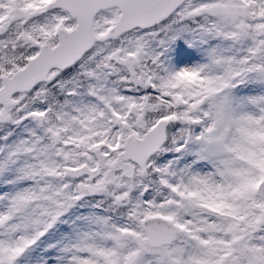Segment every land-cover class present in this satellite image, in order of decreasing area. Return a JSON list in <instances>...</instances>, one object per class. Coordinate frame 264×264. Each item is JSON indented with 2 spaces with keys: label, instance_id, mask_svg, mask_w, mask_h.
Here are the masks:
<instances>
[{
  "label": "snow or ice",
  "instance_id": "snow-or-ice-1",
  "mask_svg": "<svg viewBox=\"0 0 264 264\" xmlns=\"http://www.w3.org/2000/svg\"><path fill=\"white\" fill-rule=\"evenodd\" d=\"M0 129V264H264V0H0Z\"/></svg>",
  "mask_w": 264,
  "mask_h": 264
},
{
  "label": "rangeland",
  "instance_id": "rangeland-1",
  "mask_svg": "<svg viewBox=\"0 0 264 264\" xmlns=\"http://www.w3.org/2000/svg\"><path fill=\"white\" fill-rule=\"evenodd\" d=\"M7 131L8 129H0V136L5 135ZM25 135L26 132L18 128L13 137L10 138V142L14 139H22ZM15 179V172L0 174V195L13 192L17 188L25 186L24 184H16ZM10 181L12 183H9ZM81 202L69 209L61 220L37 242L33 255L38 254L43 258L45 264L48 260L53 261L54 264H66L67 258L70 255L67 249L76 243L84 232L92 227V218L98 215L99 211L96 212L94 210L92 206L93 202L84 204L83 206ZM0 205H2V202H0ZM48 253H52V255L48 256ZM29 264H33V262L29 261Z\"/></svg>",
  "mask_w": 264,
  "mask_h": 264
}]
</instances>
